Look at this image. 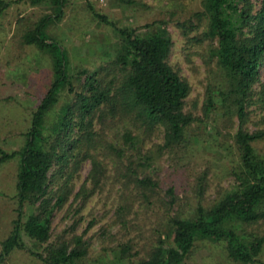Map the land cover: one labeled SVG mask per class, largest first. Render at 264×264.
Listing matches in <instances>:
<instances>
[{
    "label": "trees",
    "instance_id": "16d2710c",
    "mask_svg": "<svg viewBox=\"0 0 264 264\" xmlns=\"http://www.w3.org/2000/svg\"><path fill=\"white\" fill-rule=\"evenodd\" d=\"M20 1L25 0H0V18ZM29 1L53 8L21 35L23 45L49 56L53 77L20 148L0 147V165L18 162L17 216L8 237L0 241V264L16 251L44 264H88L90 242L84 235L70 234L73 228L54 235L55 212L71 198L66 214L76 203L79 212L96 194H111L109 187L118 184L117 218L136 204L160 203L164 210L146 256L135 259L133 245L120 244L118 264H186L199 240L225 243L233 261L256 264L264 237L245 228L264 221V115L257 124L263 127L251 131L248 124L253 122V106L264 112V0H201V9L177 24L189 46L209 43L205 64H215L222 74V88L207 89L203 117L186 111L192 85L170 63L175 41L165 21L121 27L89 4L93 17L117 33L118 48L107 66L71 72L68 50L48 33L51 24L63 19L69 0ZM115 1L127 7L139 4ZM221 110L227 120L238 119L227 148L234 187L206 205L209 173H198L192 184L195 207L186 214L174 187L168 188L167 199L161 197L153 150L145 151V144L162 134L163 142L153 147L175 154L189 144L194 123H206ZM86 161L91 169L74 193Z\"/></svg>",
    "mask_w": 264,
    "mask_h": 264
},
{
    "label": "rangeland",
    "instance_id": "374dc122",
    "mask_svg": "<svg viewBox=\"0 0 264 264\" xmlns=\"http://www.w3.org/2000/svg\"><path fill=\"white\" fill-rule=\"evenodd\" d=\"M137 1L138 5L127 7L115 0H69L63 19L51 24L48 33L68 50L71 72L80 68L93 72L108 65L118 48L119 39L114 30L93 17L89 4L121 27L165 21V27L175 41L170 63L192 85L186 111L203 117L207 89L222 88V74L215 64H205L209 43L202 47L189 46L177 27L179 22L190 19L193 11L201 9V0ZM52 13L50 5H36L25 0L13 4L0 18V147L6 150H17L22 145V134L53 77L49 56L35 47L23 45L22 32ZM216 100L219 101L218 98ZM251 109L255 112L248 128L255 131L263 127L257 124L264 112L257 110L256 106ZM237 127V117L229 121L221 110L216 111L206 123H194L189 134V144L177 149L175 154L161 153L157 147H153L163 142L162 134L155 137L152 143L145 144V151L153 150V165L156 169L154 178L161 185V197L167 199L168 188L174 187L180 199V209L186 214L193 211L195 200L192 184L195 176L203 171L209 173L206 205L213 204L232 189L235 179L231 174L233 163L227 148L233 143L232 137ZM258 147L263 149L262 145ZM17 167L16 160L0 165V241L8 237L17 216V202L14 198ZM90 169V161L84 162L80 179L75 182L74 193L79 190ZM120 186L109 187L111 194H96L79 212H76L79 208L76 203L66 214L73 198L62 210L55 212L53 234L71 232L73 228L70 234L84 235L91 245L88 264H118L116 247L125 243L133 245L131 253L135 259L146 256L153 243L155 230L162 222L163 213L160 210H163V205L160 203L149 207L148 204H136L132 209L124 211L122 218H117ZM245 231L264 237V221L245 228ZM25 240L29 247L41 252L27 238ZM257 261L256 264H264V249ZM5 264L44 263L25 251H16ZM120 264L129 262L123 261ZM186 264L239 263L229 258L225 243L199 240Z\"/></svg>",
    "mask_w": 264,
    "mask_h": 264
}]
</instances>
